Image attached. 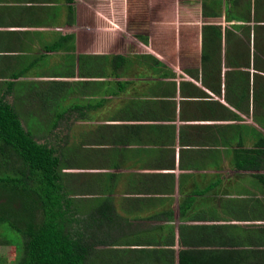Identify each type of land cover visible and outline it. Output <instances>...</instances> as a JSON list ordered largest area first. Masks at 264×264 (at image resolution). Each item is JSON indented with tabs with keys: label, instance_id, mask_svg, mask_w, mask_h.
Wrapping results in <instances>:
<instances>
[{
	"label": "rangeland",
	"instance_id": "rangeland-1",
	"mask_svg": "<svg viewBox=\"0 0 264 264\" xmlns=\"http://www.w3.org/2000/svg\"><path fill=\"white\" fill-rule=\"evenodd\" d=\"M108 1L109 4L105 5L107 15L116 22H128L131 29H134L133 35L146 34L141 42L152 43L155 41L156 43L159 41L167 49L166 63L168 67H166V63L162 65V73L166 78L160 81L159 85H151L152 89L151 86L146 88L145 82H135V90L139 84L145 88L141 95L135 92L137 97L135 101L142 103L138 108L117 110L112 114L105 110L91 108L96 105V102L103 101V98H108L110 95L129 97L128 80L126 83L118 85L115 95L110 92L111 88L117 86L118 83L107 78L105 69L98 71L108 61L110 53L118 51L117 60L125 64L121 71H127L126 66L132 65L137 68L138 73L142 65L140 58L136 57V50L129 52L117 47L116 50L109 51L110 46L103 47L107 42L99 41L95 31L87 33L89 38L95 36V39L89 43L92 46L89 47L88 44L86 47L85 42L79 40L80 52L70 46V50L59 51L54 58L45 60L42 66L35 68L30 64L32 59L28 60L27 56H20V59L14 55L15 53H10L9 56L4 55L6 56L5 62H0V88H8L12 84L17 85L16 88L42 84L58 85L68 95L74 107L82 111V117L77 116L71 130L70 128L68 130L70 141L76 144V147L83 142V136L94 132L95 139L100 143L104 142L106 134L99 132L98 128L107 130L106 122H110L113 118H116L119 124L127 123L126 125L131 126L128 127L131 130H134L135 126L143 128L151 138L162 134L165 142L152 145L153 156L151 155V157L153 158L149 159L153 170L166 167V170L172 168L174 171L171 162L165 160L164 163L161 160V156L164 154L168 156L172 152L180 151L183 147H222L226 140L229 137L232 138V135L237 131L244 133V135L242 134L244 145L264 144V111L257 107L254 95L256 87L264 89V61L257 63V57H261L262 60L264 58V43L261 41H264V0H182L180 1L182 7L178 10L176 17L169 12H173L174 0H165L164 5L160 2V12L162 13V9L167 10L166 13H163L165 15L158 13L140 15L139 13L144 10L142 8L134 9L129 4V0ZM97 2L98 0H76L73 3L74 18L75 15L76 20L80 17L86 18L88 9L91 10L93 6L95 7ZM154 3L155 0H150L149 8L146 9H151ZM82 6L87 10L84 11ZM62 9L67 18V8L62 6L60 10L62 11ZM59 16H61L59 22L65 21L62 12ZM143 22H154L156 27L149 25L144 28L139 25L140 33H137V24ZM95 45L100 53L92 52ZM235 51L237 53H234ZM0 54L7 53L0 50ZM31 55L34 56V54ZM239 55H246V60L248 55L256 56V62L250 61V68L254 69L250 77L252 84L259 77L256 79L260 82L259 85H254L252 90L248 88L244 96L239 93V91L243 92L242 89H228L227 82H232L234 85V81L223 78L225 75H222L217 85L220 91L210 90L207 85L212 82L213 75L211 73L214 74L213 72H216L217 69L216 67L211 69L212 72L209 67L220 61L223 64V73L227 71L229 65L232 71L240 74L241 70L236 66V58ZM145 56L147 57L149 54H145ZM0 57L2 58L1 55ZM75 59H77L76 65ZM126 60L127 62H125ZM46 66H49V70L44 68ZM107 70L106 68V72ZM126 78L133 79V77ZM55 85L52 86L53 89ZM104 91L108 92L107 96L103 94ZM225 94L228 96L225 97ZM126 100L119 97L118 101ZM242 103L244 104L243 109H241ZM183 104L188 107L185 109L183 106L181 109L183 115L181 116L177 114V109ZM29 107H31V103L22 105V109L19 108L25 119L31 112L28 110ZM100 111L103 115L99 114ZM219 122L224 127L230 125L229 129L225 131V136H221L222 131L212 125L204 134L205 126L213 124L219 127L220 125L217 124ZM223 126L220 127L224 129ZM249 133L253 135L254 139L257 136L258 140L252 141ZM107 145V142L103 143V146ZM159 149H161L162 155L154 152ZM213 154L210 152L208 155L213 156ZM100 155V158L106 159V154ZM71 162L72 165L69 164ZM204 166V163L198 165V167ZM111 168L112 166H100L96 160L85 159L81 151L75 150L71 152V158L69 162H66L62 175L63 180L67 181V188L74 194L76 202L84 208L88 206L93 208L99 196L110 194L108 191L112 189L115 207L118 206L120 216L126 214L128 203L133 202L135 195L150 196V193H155L158 198L168 196H165L168 193L164 191L167 185L165 178H156L153 188L144 189L141 188L142 185L140 187L136 183L133 184L129 179L125 181L123 176L111 175L108 173ZM65 170L68 174L66 176ZM178 192L181 197L183 192L180 190ZM174 194H169L166 201L174 204L178 200L176 193ZM143 211L134 215L148 216L150 213V211ZM145 227L149 228L150 225L143 224L141 226V228ZM3 228L6 238L24 242V237L21 234L7 225H3ZM145 234L148 237L150 235L147 231L139 232L134 238L143 237ZM7 244L9 243L3 245L0 255L4 250L2 259L6 258V264H14L16 259L24 256L23 249L20 250L16 245ZM126 252L128 253L124 259L121 256L124 260L123 264H130L133 260L132 251L127 250Z\"/></svg>",
	"mask_w": 264,
	"mask_h": 264
},
{
	"label": "crops",
	"instance_id": "crops-1",
	"mask_svg": "<svg viewBox=\"0 0 264 264\" xmlns=\"http://www.w3.org/2000/svg\"><path fill=\"white\" fill-rule=\"evenodd\" d=\"M149 1L129 0V4L134 9L142 8L144 10L142 13L137 12L140 15L151 13L165 15L163 13H166L167 10L162 9L161 13L159 6L160 2L164 5L165 0H155L151 7L155 12L146 9L149 8ZM180 1L182 0H174L173 12L169 11L174 17L182 7ZM75 2L76 0H0V50L7 53L0 54L2 56L0 62H5L6 56L4 55L9 56L10 53H15L14 55L20 59V56H27L28 60L32 59L30 64L33 68L42 66L45 60L54 58L56 53L61 50H70L73 47L80 52L79 40L84 41L87 47L95 39V36L89 38L87 33L95 31L99 41L107 42L103 47L110 46L109 51L116 50L117 47L129 52L136 50V57L140 58L142 65L138 73L137 68L129 64V67L126 66L127 71H121L125 64L117 60L118 51L110 53V58L98 71L105 69L107 78L118 83L117 86L111 88L110 93L115 94L118 85L126 83L128 80L129 97L124 98V95H118L128 101H118V96L110 95L108 98H103V101L96 102V105L91 108L105 110L110 114L117 110L138 108L142 103L135 101L137 98L135 92L141 95L145 88L139 84L135 90V82H145L147 88L151 85H159V82L166 78L162 73V65L167 62V49L159 41L156 43L155 41L152 43L141 42L146 34L133 35L134 29H131L128 22H116L107 15L105 5L109 4L108 0H98L95 7L93 6L91 10L88 9L86 18L80 17L78 20H76V15L74 18V12H71V6H74ZM62 6L67 8V18L65 11L60 10ZM82 9L87 10L84 6ZM60 12H62L65 21L59 22ZM139 25L144 28L149 25L156 27L154 22L139 23L137 24V33H140ZM261 41L264 43L263 40ZM90 46L92 44H89ZM92 52L100 53L96 45ZM145 54H149L148 58ZM9 59L12 60L11 57ZM76 61L77 59H75V65ZM250 61L256 62V57L249 55L246 60L251 80L250 75L254 69L251 70ZM96 62L98 63V60ZM257 63H260L259 60ZM166 67H168L167 63ZM44 68L49 70V66ZM27 71L29 72L28 69ZM126 77H133V79ZM42 85L52 87L55 84ZM107 93L103 92L106 96ZM65 95L67 94L65 93ZM69 103L76 117H82V111L77 110L70 101ZM183 106L184 104L177 109L178 115H183L181 110ZM99 114L103 115L101 111ZM74 121L75 118L70 127L73 126ZM106 123L107 130L98 128V131L106 134L104 142L108 143L107 146H103L104 142L100 143L95 139L94 132L83 136V142L77 147L75 144L74 151H81L85 159L96 160L102 167L112 166L108 173L114 176H123L125 181L129 179L133 184L136 183L140 187L142 185L141 188L144 189L153 188L156 178H165L167 185L164 191L168 193L165 196L176 193L178 198L174 204H171L166 201L168 196L158 198L157 194L150 193V196L135 195L133 202L128 203L126 214H123L122 217L132 221L134 226L140 224L139 232L147 231L150 234L149 237L146 234L141 236L142 241L137 242L141 246L135 245L138 248L132 252L133 261H138L141 264L140 250L155 248L158 253L149 259L148 263L165 264L167 253H162L158 249H164L165 243H160L157 247V245L148 244V241L154 231L158 232L155 237L161 240L165 239L169 236L172 225H174V249L177 253V264H180L181 261L182 264H264V182H262L264 168H255L251 161H246V157H244L245 161H239V164L245 168H238L236 167L238 161L233 158V155L238 157L240 153L244 155L248 153L239 150L235 153L236 155H232L225 151L190 150L183 152L181 149L167 156L162 155L161 149H159L154 152L162 155L161 160L164 163L165 160L172 162L174 171L166 170V167H161L163 170L160 168L153 170L150 161L153 158L151 157V155L153 156L152 145L165 142L163 135L151 138L143 128L135 126L134 130H131L128 128L131 126L126 125L127 123L119 124L116 118ZM210 125L212 124L205 126L203 131L209 129ZM225 131L227 130L221 132V136H225ZM249 135H251L252 141L258 140L257 136L254 139L251 133ZM210 152L214 153L213 156L206 157L205 155ZM100 154H106V159L100 158ZM250 155L255 156L258 153L250 152ZM201 163H204L205 166L198 167ZM69 164L72 165V162ZM64 174L68 175L66 170ZM216 179L219 181L216 182ZM178 190L183 192L181 197L178 195ZM189 196L193 198V203L185 214H181V203ZM116 210L119 214L118 206ZM142 210L150 211L149 215H134L141 213ZM143 224H148L150 227L141 228ZM2 248L3 245L0 244V251ZM0 256V264H6V258L2 259L4 250Z\"/></svg>",
	"mask_w": 264,
	"mask_h": 264
},
{
	"label": "trees",
	"instance_id": "trees-1",
	"mask_svg": "<svg viewBox=\"0 0 264 264\" xmlns=\"http://www.w3.org/2000/svg\"><path fill=\"white\" fill-rule=\"evenodd\" d=\"M71 12H74V6H71ZM245 57L239 55L236 58L240 74L232 71L229 65L223 73L220 61L211 65L210 71L213 72L211 69L215 67L217 70L211 73L212 82L207 85L208 88L220 91L217 85L222 75L234 81V85L227 82L228 89H242L243 92L239 93L244 96L248 88L252 90L254 85L258 86L260 82L256 79L251 83ZM258 60L262 62L264 58L257 57ZM16 86L12 84L8 88H0V244L9 243L23 249L24 256L16 259L14 264H123L126 251H136L138 247L135 245L141 246L137 242L142 239L134 238L139 233L138 227L117 213L112 189L108 191L110 194L99 196L93 208H84L76 202L74 194L67 188V181L63 180V168L75 146L68 132L75 118L68 96L58 86L54 89L44 85L30 88ZM255 92L257 107L264 111V89L256 87ZM30 103L28 110L31 112L26 120L19 108ZM184 106L185 109L188 107ZM217 124L223 126L221 122ZM212 126L223 131L228 130L230 125L223 126L224 129ZM242 134L241 131L235 132L223 147H183L182 150H220L232 155L240 150L248 154L233 155L238 161L236 167L245 168L239 161L247 158L246 161H251L255 168H264V144L246 147ZM250 152H257L258 155L252 156ZM192 203L190 196L183 201L181 214H185ZM3 225L21 234L24 242L6 238ZM157 233H151L148 244L158 247L160 243H165L164 249L158 248L167 253L165 264H177L174 225L169 236L163 240L155 237ZM140 252L141 264H149L148 260L158 250L142 248ZM130 264L139 262L131 260Z\"/></svg>",
	"mask_w": 264,
	"mask_h": 264
},
{
	"label": "clouds",
	"instance_id": "clouds-1",
	"mask_svg": "<svg viewBox=\"0 0 264 264\" xmlns=\"http://www.w3.org/2000/svg\"><path fill=\"white\" fill-rule=\"evenodd\" d=\"M32 86H34V85H32ZM32 86H29V87H27V88H30V87H32ZM24 88H26V87H24ZM70 100V99H69ZM71 102V101H70ZM74 117L76 118V115L74 114ZM172 163V162H171ZM170 171H172V168H168ZM172 173H174V172H172Z\"/></svg>",
	"mask_w": 264,
	"mask_h": 264
}]
</instances>
